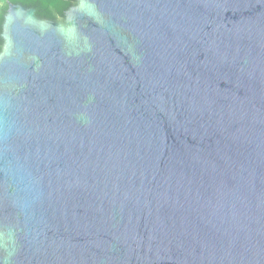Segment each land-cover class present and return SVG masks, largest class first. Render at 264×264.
I'll list each match as a JSON object with an SVG mask.
<instances>
[{
  "label": "water",
  "instance_id": "obj_1",
  "mask_svg": "<svg viewBox=\"0 0 264 264\" xmlns=\"http://www.w3.org/2000/svg\"><path fill=\"white\" fill-rule=\"evenodd\" d=\"M9 5L0 264H264V0Z\"/></svg>",
  "mask_w": 264,
  "mask_h": 264
},
{
  "label": "trees",
  "instance_id": "obj_2",
  "mask_svg": "<svg viewBox=\"0 0 264 264\" xmlns=\"http://www.w3.org/2000/svg\"><path fill=\"white\" fill-rule=\"evenodd\" d=\"M74 3L75 0H0V53L3 47L1 28L9 5L33 9L38 19L58 22L61 21L63 13Z\"/></svg>",
  "mask_w": 264,
  "mask_h": 264
},
{
  "label": "flooded vegetation",
  "instance_id": "obj_3",
  "mask_svg": "<svg viewBox=\"0 0 264 264\" xmlns=\"http://www.w3.org/2000/svg\"><path fill=\"white\" fill-rule=\"evenodd\" d=\"M75 6H78V0H75V3H74V5L73 6H71L67 11H65L64 13H63V16H62V19H61V21H58L57 23L58 24H62V25H64L65 23H66V19H65V14L71 9V8H73V7H75ZM35 12V11H34ZM35 14V13H34ZM37 18V17H36ZM38 19V18H37ZM41 20V19H40ZM48 21V20H47ZM1 39H2V37H1ZM3 40V39H2ZM3 45V44H2Z\"/></svg>",
  "mask_w": 264,
  "mask_h": 264
}]
</instances>
